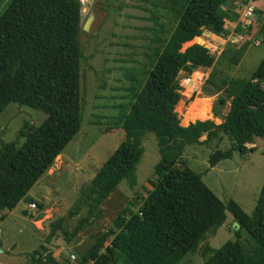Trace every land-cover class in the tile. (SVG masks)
<instances>
[{
	"label": "trees",
	"instance_id": "1",
	"mask_svg": "<svg viewBox=\"0 0 264 264\" xmlns=\"http://www.w3.org/2000/svg\"><path fill=\"white\" fill-rule=\"evenodd\" d=\"M226 1L158 0L172 24L169 36L162 45L158 43L146 74L131 77L130 101L121 111L124 140L70 208L69 217L83 207L87 210L67 234L68 241L102 219L99 208L120 183L136 185L145 133L156 139L155 179L137 212L125 209L128 218L116 217L113 224L119 231L101 234L79 264H180L197 251L205 259L203 264H264V184L248 216L233 201L223 205L182 160L187 147L227 136L232 145L210 155L212 169L234 152H252L246 146L254 139L264 140V57L248 80L219 82L231 98L230 110L219 126L197 121L182 127L175 112L180 100L179 73L213 65L202 46L184 51L182 47L203 30L215 36L224 33L227 16L220 8ZM4 2L0 0V8ZM80 32L77 0H11L0 14V114L14 104L45 116L38 127L24 123L18 139L1 147L0 213L16 208L80 130ZM160 33H165L163 26ZM259 36L264 46V21ZM249 45L243 42L234 47L231 65H238ZM217 105L222 107L224 101L219 99ZM213 115L220 118L216 110ZM203 135L205 141L199 142ZM225 212L239 226L237 231L232 228L234 236L239 239L242 231L248 235V247L236 241L214 250L205 243L225 223ZM60 225L61 220L54 222L50 234ZM29 257L37 264H59L50 254L34 252Z\"/></svg>",
	"mask_w": 264,
	"mask_h": 264
},
{
	"label": "rangeland",
	"instance_id": "2",
	"mask_svg": "<svg viewBox=\"0 0 264 264\" xmlns=\"http://www.w3.org/2000/svg\"><path fill=\"white\" fill-rule=\"evenodd\" d=\"M10 1L5 0L0 14ZM220 12L227 16L222 35L203 30L199 38L182 47L184 51L192 45L202 46L213 59L211 68L180 72L177 77L181 90L175 112L182 127L197 121L222 124L230 110L231 98L219 88V82L248 80L264 57L259 36L264 0H227ZM88 19H91L89 29L83 32ZM171 25L158 0H95L81 14L80 130L16 208L0 213V264H37L29 257L34 252L50 254L59 264H79L101 234L119 231L113 224L116 217L128 218L125 209L137 212L151 190L150 182L155 179L153 168L159 160L156 139L151 133H145L142 139L144 155L137 167L136 185L130 188L126 182L120 183L100 206L102 219L84 227L70 241L67 239L87 210L83 207L75 217H69L70 208L124 140L121 111L130 101L131 77L146 74L158 43L162 45L167 40ZM160 26L165 29L164 34L160 33ZM243 42L250 43L247 51L237 66L231 65L232 50ZM210 76L212 83L208 82ZM219 99L224 101L222 107L217 105ZM206 104L209 113L206 118L184 123L192 113L204 111ZM214 110L220 118L214 117ZM44 120L45 116L38 111L9 105L0 114V150L3 144L18 139L24 123L38 127ZM205 139L203 135L199 142ZM231 145L232 141L221 135L219 142L187 147L182 160L200 175L203 184L223 205L233 201L251 216L264 184V140L254 139L246 146L252 152L246 155L234 152L231 159L210 169V155L216 150H229ZM31 205L35 208H30ZM225 215L224 227L214 236L209 235L205 243L214 250L236 241L248 247V235L242 231L237 239L232 229L233 218L228 212ZM57 220H61L60 230L51 235V225ZM204 261L197 251L180 264Z\"/></svg>",
	"mask_w": 264,
	"mask_h": 264
},
{
	"label": "bare ground",
	"instance_id": "3",
	"mask_svg": "<svg viewBox=\"0 0 264 264\" xmlns=\"http://www.w3.org/2000/svg\"><path fill=\"white\" fill-rule=\"evenodd\" d=\"M189 44H191V43H187L184 46L189 45ZM203 103H205V102L203 101ZM206 103H207V101H206ZM207 106L208 105L206 104V107H205L204 111L201 109L202 111H200L198 113H192L190 117L186 118V121L184 123H188L189 121H194V120L206 118L208 116V114H209ZM181 126H183V125L181 124Z\"/></svg>",
	"mask_w": 264,
	"mask_h": 264
},
{
	"label": "built area",
	"instance_id": "4",
	"mask_svg": "<svg viewBox=\"0 0 264 264\" xmlns=\"http://www.w3.org/2000/svg\"><path fill=\"white\" fill-rule=\"evenodd\" d=\"M77 1L80 6L81 14H84L85 11L91 8L95 2V0H77ZM30 208H35V206L31 205Z\"/></svg>",
	"mask_w": 264,
	"mask_h": 264
},
{
	"label": "water",
	"instance_id": "5",
	"mask_svg": "<svg viewBox=\"0 0 264 264\" xmlns=\"http://www.w3.org/2000/svg\"><path fill=\"white\" fill-rule=\"evenodd\" d=\"M90 21H91V19H88V20L86 21V23L83 25V28H82L83 32H86V31L89 29ZM232 228H233L235 231H237L238 228H239V226H238L237 223H234L233 226H232Z\"/></svg>",
	"mask_w": 264,
	"mask_h": 264
},
{
	"label": "crops",
	"instance_id": "6",
	"mask_svg": "<svg viewBox=\"0 0 264 264\" xmlns=\"http://www.w3.org/2000/svg\"><path fill=\"white\" fill-rule=\"evenodd\" d=\"M233 223H234V222H233ZM233 223H232V224H233ZM222 226L224 227V225H222ZM209 247H210V246H209Z\"/></svg>",
	"mask_w": 264,
	"mask_h": 264
},
{
	"label": "flooded vegetation",
	"instance_id": "7",
	"mask_svg": "<svg viewBox=\"0 0 264 264\" xmlns=\"http://www.w3.org/2000/svg\"><path fill=\"white\" fill-rule=\"evenodd\" d=\"M86 21H87V20H86ZM85 23H86V22H85ZM85 23H84V24H85Z\"/></svg>",
	"mask_w": 264,
	"mask_h": 264
}]
</instances>
